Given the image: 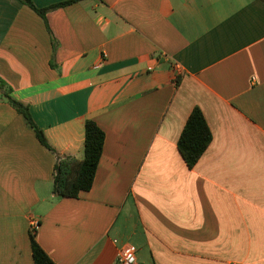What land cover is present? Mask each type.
<instances>
[{"label":"crops","instance_id":"obj_1","mask_svg":"<svg viewBox=\"0 0 264 264\" xmlns=\"http://www.w3.org/2000/svg\"><path fill=\"white\" fill-rule=\"evenodd\" d=\"M0 79L54 149L0 85V264L34 263L33 221L56 264L127 244L138 264H264L263 1L83 0L45 20L0 0ZM195 107L213 139L189 167ZM88 119L106 133L94 184L62 197L55 164L84 158Z\"/></svg>","mask_w":264,"mask_h":264},{"label":"trees","instance_id":"obj_2","mask_svg":"<svg viewBox=\"0 0 264 264\" xmlns=\"http://www.w3.org/2000/svg\"><path fill=\"white\" fill-rule=\"evenodd\" d=\"M46 20L47 13L51 9L83 0H68L49 7L40 8L33 0H21ZM263 1L264 0H258ZM0 85L6 84L0 79ZM3 97L19 113H21L27 124L35 131L39 141L47 148L54 150L48 142L43 129L34 120L29 106L15 99L10 94V88L6 86ZM213 139L212 131L207 123L204 113L199 107H195L187 119L178 141V149L189 167L197 164L201 156L209 147ZM106 140L105 131L92 119L85 123V154L82 160L72 156L58 155L54 172V191L62 197L77 198L82 191H89L95 180L96 172ZM36 230H31V245L33 264H56L46 250L40 245L36 237Z\"/></svg>","mask_w":264,"mask_h":264},{"label":"built area","instance_id":"obj_3","mask_svg":"<svg viewBox=\"0 0 264 264\" xmlns=\"http://www.w3.org/2000/svg\"><path fill=\"white\" fill-rule=\"evenodd\" d=\"M176 68L181 73L182 68L179 65H176ZM38 225L37 221H33L32 230H37ZM115 264H138L134 247L127 244L120 249Z\"/></svg>","mask_w":264,"mask_h":264}]
</instances>
